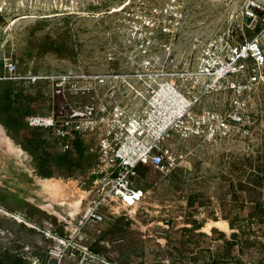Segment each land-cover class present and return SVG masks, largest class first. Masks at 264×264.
<instances>
[{"label":"rangeland","instance_id":"1","mask_svg":"<svg viewBox=\"0 0 264 264\" xmlns=\"http://www.w3.org/2000/svg\"><path fill=\"white\" fill-rule=\"evenodd\" d=\"M252 3L264 13V0H0V80L9 84L0 93L24 103L23 112L30 106L25 122L61 107L45 77L84 70L137 74L127 78L134 90L117 86L124 105L142 102L135 90L148 98L163 83L174 84L192 101L188 124L196 127L202 118L213 123L200 135L179 129L166 143L174 168L139 171L135 183L144 199L132 208L115 205L98 225L81 224L94 196L96 158L92 168L85 165L65 178L57 161L62 152L48 139L56 174L43 178L0 123V264H28L27 247L42 259L65 239L80 249L65 264H264V246L251 243L227 255L218 234L188 241L180 251L174 243L194 219L203 225L196 234L211 235L215 228L230 237V227L223 231L214 224L222 221L220 203L230 200L228 181L239 177L240 161L264 155V64L256 81L251 56L240 61V73L218 85L198 74L208 46L234 59L235 47L256 40L264 54V15L245 14ZM163 26L171 33H163ZM9 63L17 67L13 74ZM14 76L21 79H8ZM235 115L241 119L233 121ZM46 180L61 183L64 191L50 192ZM196 202L204 207L195 211ZM117 220L120 232L113 227ZM261 234L251 233L252 242ZM98 242L114 263L93 257L89 248Z\"/></svg>","mask_w":264,"mask_h":264},{"label":"built area","instance_id":"2","mask_svg":"<svg viewBox=\"0 0 264 264\" xmlns=\"http://www.w3.org/2000/svg\"><path fill=\"white\" fill-rule=\"evenodd\" d=\"M258 11H261L259 5L252 3L246 9V17L252 19ZM162 32L169 34L171 30L163 26ZM233 51L234 59H226L219 55L214 45L204 48L199 58L198 74L212 77L218 85L229 76L240 73L244 68L240 61L251 56L257 66L253 69V80L256 81L257 70L264 64L259 43L247 41ZM7 68L12 74L17 70L13 63H9ZM129 77L136 78L137 74L79 70L45 77L53 83L52 98L57 96L63 100L61 107L52 108L47 115L26 119L29 128L45 131L62 153L75 152V144L82 142L88 153L96 157L92 172L95 175L94 196L81 224L103 223L106 214H114L115 205L132 208L140 204L145 197V191L135 183L140 168L173 169L175 160L166 143L179 129L200 135L213 125L206 119L202 122V118L196 127L190 126L188 120H193L195 114L192 101L168 82L156 90L152 89L154 93L148 98L135 90L142 102L124 105L116 89L126 84L134 90L127 80ZM8 79L15 81L21 78L14 76ZM118 81L121 85L116 84ZM231 119L239 121L241 118L235 115ZM61 241L58 246L48 248L42 259L32 256L31 248L27 247L23 259L28 264H65L67 258L75 257L80 249L66 244V239ZM93 257L99 258L97 255Z\"/></svg>","mask_w":264,"mask_h":264},{"label":"trees","instance_id":"3","mask_svg":"<svg viewBox=\"0 0 264 264\" xmlns=\"http://www.w3.org/2000/svg\"><path fill=\"white\" fill-rule=\"evenodd\" d=\"M263 15V12L258 11L259 17L262 18ZM8 85L0 80V88ZM9 93L5 96L0 93V99L3 96L5 97V101L1 106L0 123L7 130L9 136L15 141L17 140L18 144L24 147L32 156L38 175L43 178H54L56 173L51 160L49 136L45 131L30 129L27 126L24 119L26 115L32 113L30 106L28 105L29 109L26 108L23 112L24 107H26L24 103L19 102L16 105L12 100L13 96ZM15 97L20 99L22 96ZM95 158L94 155L88 153L82 142H77L75 152L61 153L58 155L57 161L60 167L63 168V177L71 178L76 170L84 168L85 165L91 167ZM142 169L148 170L151 167H141L140 171ZM238 171L240 174L237 180L230 179L228 181L227 189L230 200L220 203L221 219L229 224L232 231L230 237L215 228L212 230L211 235L196 234L197 231L203 228V225L197 219H194L181 229V239L174 242L179 246V251L188 241H193L195 238L213 240L216 234L221 237L219 240L223 242L225 254L227 255L243 251L244 247L251 243L264 246V155L248 156L238 163ZM202 207H204L203 203L196 202L195 211ZM214 217L211 219H214ZM119 225L117 220L113 226L114 230L122 231ZM255 226L257 230L254 228ZM256 231H260L262 237L260 239L256 237V240L252 242L250 235L256 233ZM164 239L167 243H170L167 236ZM98 245H100V242L89 248L91 254L114 263L115 261L108 256L105 248Z\"/></svg>","mask_w":264,"mask_h":264},{"label":"bare ground","instance_id":"4","mask_svg":"<svg viewBox=\"0 0 264 264\" xmlns=\"http://www.w3.org/2000/svg\"><path fill=\"white\" fill-rule=\"evenodd\" d=\"M163 92H167L165 89L163 90ZM185 102V101H184ZM47 181V183H46V187L48 188V190L50 191V192H53V193H55V194H57V193H61V192H63L64 191V187L62 186V184L61 183H55V182H53V181H51V180H46ZM66 191V190H65ZM63 204V203H62ZM72 205H74V204H72ZM50 206H44V208L46 209V208H49ZM215 226L216 227H218L219 229H221V230H226L227 228H229V224L226 222V221H224V220H222V221H216L215 223Z\"/></svg>","mask_w":264,"mask_h":264},{"label":"crops","instance_id":"5","mask_svg":"<svg viewBox=\"0 0 264 264\" xmlns=\"http://www.w3.org/2000/svg\"><path fill=\"white\" fill-rule=\"evenodd\" d=\"M0 127H1L2 130H4L2 126H0Z\"/></svg>","mask_w":264,"mask_h":264}]
</instances>
